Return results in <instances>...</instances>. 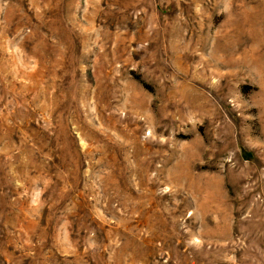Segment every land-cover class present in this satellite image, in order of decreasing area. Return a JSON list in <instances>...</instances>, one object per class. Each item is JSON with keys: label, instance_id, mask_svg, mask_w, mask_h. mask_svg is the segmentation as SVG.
<instances>
[{"label": "rangeland", "instance_id": "1", "mask_svg": "<svg viewBox=\"0 0 264 264\" xmlns=\"http://www.w3.org/2000/svg\"><path fill=\"white\" fill-rule=\"evenodd\" d=\"M0 264H264V0H0Z\"/></svg>", "mask_w": 264, "mask_h": 264}]
</instances>
